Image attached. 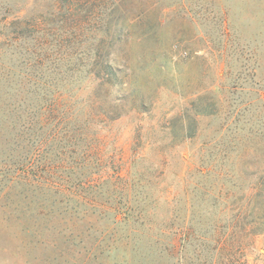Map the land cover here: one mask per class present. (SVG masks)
I'll return each instance as SVG.
<instances>
[{"label":"rangeland","instance_id":"374dc122","mask_svg":"<svg viewBox=\"0 0 264 264\" xmlns=\"http://www.w3.org/2000/svg\"><path fill=\"white\" fill-rule=\"evenodd\" d=\"M55 2L0 0V19L46 14ZM58 6L59 35L78 27L86 48L103 40L126 62L123 86L104 101L121 115L99 123L96 80L72 82L62 127L78 143L52 139L40 153L0 104V264H220L213 237L235 224L248 236L243 261L264 264V0ZM73 149L83 168L69 169L60 193L44 172ZM179 229L188 234L174 255Z\"/></svg>","mask_w":264,"mask_h":264},{"label":"trees","instance_id":"16d2710c","mask_svg":"<svg viewBox=\"0 0 264 264\" xmlns=\"http://www.w3.org/2000/svg\"><path fill=\"white\" fill-rule=\"evenodd\" d=\"M63 1L67 4L72 2L56 0L46 14L0 19V34L3 38L0 41V51L8 57L7 62L0 61V83L8 85L6 90L0 89V104L4 106L8 116H17V120H22V131L25 138L27 137V143H32L34 149L40 153L45 152L52 139L67 138L74 147L78 143L76 136L66 133L65 127H62L68 119L70 100L74 97L69 90L64 89L69 88L72 82H83L86 77L96 80L92 104L98 108L99 113H95V116L98 117L99 123L104 125L121 115L116 104L110 103L109 109H106L104 101L112 87L120 89L123 86L125 71L128 68L126 62L121 66L116 58H111L110 47L113 44L103 40L98 45L86 48L85 41L78 37L81 35L78 27L64 26L62 28L67 36L59 35V30L53 26L52 20L56 16V10L61 11L58 4ZM72 11V6L66 7V19ZM2 66H8L9 70L1 69ZM83 68L90 71L83 75L78 72ZM69 89H75V86ZM93 149V142L86 144L83 159L89 157V154L92 156ZM75 151L70 150L72 154L64 150L59 152L57 167L47 168L44 172L45 182L52 183L54 180L46 175L57 177L56 184L52 185L60 193L69 190V169L76 174L83 168L80 161L71 160ZM233 226L235 229L228 228L225 233L219 232L213 237L220 254V264H247L248 261H243V257L248 236L238 229V225ZM251 229V236L263 231L261 228ZM187 234L185 229L173 233L169 242L172 254L179 252L180 243L184 242V236Z\"/></svg>","mask_w":264,"mask_h":264}]
</instances>
